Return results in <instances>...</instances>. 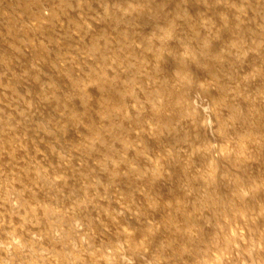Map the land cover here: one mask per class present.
I'll return each mask as SVG.
<instances>
[{
	"label": "bare ground",
	"instance_id": "obj_1",
	"mask_svg": "<svg viewBox=\"0 0 264 264\" xmlns=\"http://www.w3.org/2000/svg\"><path fill=\"white\" fill-rule=\"evenodd\" d=\"M250 3L255 9L246 11ZM191 19L190 26L180 23ZM263 32L264 0H0L1 87L8 91V84L16 78L33 82L28 85L30 94L26 88L22 91L36 101V114L42 118L32 113L22 119L23 112L0 101V140L4 138L2 127L29 135L32 124L44 125L50 116L56 123L51 124L54 152H76L65 154L68 161L64 162L48 150L53 171L62 172L58 175L62 182L57 184L54 176L42 177L53 198L60 201L55 206L44 201L46 196L33 181L24 186L25 178L27 183L32 179L23 177L25 168L10 164L12 150H0V162L8 169L2 174L5 182L0 181V233L18 237L27 249L23 254L17 247L11 255L0 253V264H82L86 260L127 264L121 257L134 264H264L260 222L264 180L254 166L264 164V51H257ZM80 41L85 43L80 48L83 51L76 49ZM140 42H146L145 49L139 47ZM106 44L111 54L105 62L96 58L100 54L95 59L88 56ZM134 57L145 65L137 64L140 71L144 69L140 74L127 70L136 64ZM44 64L48 73L38 69ZM204 65L208 72L202 70ZM32 71L41 73L35 77ZM130 74L137 75L138 88L143 86L134 97L124 94L128 92L119 84ZM38 77L42 86L34 82ZM197 83L203 86L198 88ZM190 90L193 106L186 97ZM150 91L163 96L159 110L153 109ZM6 97L11 95L0 91V98ZM52 99L68 110H53L56 103H50ZM187 111L188 117L184 115ZM111 114L120 116L132 132L115 140L108 133ZM130 117H137L136 122ZM11 118L14 121L9 125ZM196 118L199 123L191 122ZM172 121L176 130L187 135L178 150H174L173 136L164 135ZM100 123L106 125L100 133L107 141L104 147L96 142L91 127ZM62 124L64 130L59 127ZM94 143L100 151L87 157ZM150 144L152 163L146 152ZM109 150L116 152L112 162L107 160ZM222 176H230L232 182L206 188L205 178L211 181ZM80 183L86 190L95 187L96 192L80 191ZM66 189L77 192L73 194V200H79L76 212L72 204L63 202ZM30 191L36 193L39 205L33 203ZM112 192L115 202L102 205L114 211L133 205L131 210L137 215L129 217L133 225L122 216L97 219L95 200L103 202L101 195ZM216 197L227 199V206ZM62 207L76 214H66ZM22 209L24 225L17 224L16 213L21 210L22 214ZM81 212L84 215L77 216ZM69 217L86 229L80 230ZM98 228L105 233L94 234ZM252 228L258 233L249 241L245 231ZM29 234L40 236V241L28 240ZM235 243L243 250L236 259ZM89 247L94 248L87 252ZM40 248L47 255H40Z\"/></svg>",
	"mask_w": 264,
	"mask_h": 264
},
{
	"label": "rangeland",
	"instance_id": "obj_2",
	"mask_svg": "<svg viewBox=\"0 0 264 264\" xmlns=\"http://www.w3.org/2000/svg\"><path fill=\"white\" fill-rule=\"evenodd\" d=\"M197 2H198V0H197ZM255 8H254V6H253V4L251 5V3L246 7V11H251V10H254ZM48 13V11L46 10L45 11V14H47ZM253 15L252 16H254V17H256L257 16V14L256 13H252ZM191 22H192V19L191 20H181L180 21V23L183 25V26H190L191 25ZM165 25H166V22H165V24H163V26H164V28H165ZM211 29H213L212 27V25H210L209 26ZM209 27H205V28H209ZM163 28V29H164ZM170 29H172V28H170ZM206 29V30H207ZM76 32V31H75ZM251 32V34H254V32H253V29H252V31H250ZM264 33V32H263ZM260 37V36H259ZM261 38V40L263 41L262 43H260V45L258 46V49H257V51L259 52V51H264V36H262V37H260ZM260 40V39H259ZM33 39L30 41V43L32 44V45H34L33 44ZM74 43V45L77 43V42H73ZM84 42H79L78 43V45H77V48L76 49H79V50H81L80 48H81V46H83L84 47ZM32 45H29V48L32 46ZM138 45H139V47H142V48H144L145 46H146V42H143V43H138ZM68 46H70L71 47V45H68ZM72 48V47H71ZM145 49V48H144ZM81 51H83V50H81ZM111 52V46H110V44H106L105 46H103V47H101V46H98L96 49H94L93 51H91L90 52V54H88V56L90 57V58H93V59H95V57H96V55H98V54H102V56H97L96 58H98V57H100L101 59H102V61L103 62H105L108 58H109V54H111L110 53ZM89 58V59H90ZM134 58H136V64L135 65H129L128 67V69L127 70H129V72H133V70L137 73V74H140V72L141 71H143L144 69H141V71L139 70V68H138V66H137V64L139 65V64H141V66H145L144 65V63H142L141 61H139V58L138 57H134ZM46 64H44V65H42V66H39L38 67V69H39V71H42V72H49V70L47 69V65L45 66ZM41 69V70H40ZM80 69V68H79ZM93 69L92 68H89V72H90V74L91 75H93L94 74V71H92ZM202 70H204V72H208L209 71V67L207 66V65H204V66H202ZM33 71H35V70H33ZM31 72V75H33V76H38L39 75V73H41V72H39V73H37L38 71H36V72ZM81 71H85V69H83V68H81ZM124 71H126V70H124ZM149 72V71H148ZM230 73V72H229ZM236 73V74H235ZM14 75H15V73H14ZM150 74H146V78H149L150 76H149ZM232 76H235V78L237 77V72L235 71V70H232ZM39 79H35L34 80V82H36V84H38V85H41L42 86V83H43V80L40 78V77H38ZM49 79H48V82H51L52 81V76L49 74V77H48ZM101 78V77H100ZM22 81H21V80ZM25 80V77H23V78H16V79H14L10 84H8L10 87H8V91H6V87H4L3 89H2V87L1 86H3L2 85V82H1V80H0V91L2 92L3 90L5 91V92H8L9 93V95H11V98H8V97H6V98H0V101H3L4 103H6L8 106H9V108L10 107H16L15 108V110H17V111H19L20 113H22V119L26 116V115H28V114H32L31 116H33L34 118H37V119H40V120H42V118H40L36 113V109L38 108V107H36V106H34L35 105V103H36V101L35 100H33L32 99V96L31 95H29L30 94V92H29V90H28V85L29 84H33V82H31L30 80H28V81H26L25 80V82L26 83H24L23 81ZM15 83V84H14ZM22 85L21 87H19V86H17V85ZM50 84V83H49ZM119 84H120V88L121 87H123L124 86V89L129 93H124V91H123V93L124 94H127L128 96H135V94L137 93V89H139V88H142V87H139L138 88V83H137V75H133V74H130V75H128V77L126 78V79H123L122 81H119ZM12 86V87H11ZM50 86H52V84H50ZM194 86V83H193V85L192 86H190V88L191 87H193ZM195 86L196 87H198V88H201L203 85L201 84V83H197V84H195ZM23 88H26V89H24V90H28L27 92H29V94L27 95V92L25 91L24 92V90L22 91V89ZM30 88V87H29ZM119 88V87H118ZM194 88V87H193ZM193 88H192V90H193ZM46 89V88H45ZM50 88H47L46 90L48 91ZM192 90H190L189 92H188V95H186V97L187 96H189V103L190 104H192V106H193V103L195 102V99L193 98V95L190 93ZM10 92H12V93H10ZM118 92L121 94L122 92L121 91H119V89H118ZM24 93H26V94H24ZM211 95V94H210ZM19 97H21V98H19ZM31 97V98H30ZM186 97H185V99H186ZM18 98V99H17ZM150 98H151V101L154 103L153 104V109H155V110H159V106H158V102H160V100H161V98L163 99V96L159 93V91L158 92H154L153 91V93L151 94V91H150ZM160 98V99H159ZM13 99V100H12ZM184 99V100H185ZM208 99H209V96H208ZM16 100V101H15ZM150 101V102H151ZM18 102V103H17ZM34 102V103H33ZM52 102H55L56 104V106H55V108L53 107V110H56V111H61V112H63L64 110V112H66L68 109V107H63V106H60V104H58L59 102H57L56 101V99H52V100H50V103H52ZM184 102V101H183ZM137 107L138 106H140V102L136 105ZM35 107H36V109H35ZM20 109H23V111L22 110H20ZM31 109V110H30ZM38 110V109H37ZM194 110V112L195 113H198V110L197 109H193ZM24 112H25V114H24ZM189 113H190V111H187L186 113H184V115L186 116V117H188L189 116ZM23 115H25L24 117H23ZM51 116H52V113L50 114ZM188 115V116H187ZM110 116H112V114L110 115ZM20 117H21V114H20ZM19 117V118H20ZM30 117V116H29ZM141 117V116H140ZM143 117V116H142ZM141 117V118H142ZM48 121H47V119H46V123L43 125V124H40V125H35V124H32V131H33V134L32 133H30L29 135H27V132H25V131H21V132H15L14 131V129H12V128H8L7 126H6V128H3L2 127V129H3V136H4V138L2 139V140H0V150L1 149H4V150H12L11 151V154H10V156H11V160H10V164L12 165V166H15V165H17V166H20V167H23V168H25V174L22 172V174H23V177L25 176V177H27L28 176V179L30 180V179H32V180H28L29 182L27 183V178H25L22 182L24 183V186L25 185H30V182L31 181H33V185H35V186H37V188H39V192H41L43 195H45L46 196V198H47V200H44V201H48V203L50 204V205H55V206H57V205H60V201L59 200H55L53 197H54V195L52 194L53 192L51 191V188H49L48 186H47V184H46V181H45V179L44 178H42L43 177V175H50L51 177L52 176H54V178H55V180H56V184L57 183H59V182H62V179L61 178H59L58 177V175L60 176L61 174H62V172H58V171H53L54 169H52L54 166V163L51 161V158H50V155H49V153H48V150L50 149V150H52L53 152H52V154H54V156L55 155H57V158H60V160H62V161H64V162H67L68 160L67 159H65V157H63L65 154H67V153H69V154H67L68 156L69 155H71V156H73V155H76V152H73V151H67V152H65V153H63V155H59L58 153H56V152H54V150H55V144H53V143H51L50 142V140H52V137H55V133H54V131H51L52 130V125L51 124H53L54 126H56V123H55V119L52 117V118H50V116H48ZM121 117L120 116H112L111 118H110V121L109 122H111L112 123V125L109 127V129L110 130H108V133L110 134V135H113L114 137H115V140H118L119 138H123V137H125L126 135H129V133H131L132 132V130L131 129H133L132 127L130 128V127H126V123H122V121H120L119 119H120ZM21 119V118H20ZM130 119H131V121L132 122H136V119H137V117L136 118H133V117H130ZM50 120V121H49ZM191 120V122H193V123H195V124H197V123H199V121H198V119L196 118V119H190ZM189 120V121H190ZM13 121H14V119H10L9 121H8V124L9 125H11V124H13ZM104 121V120H103ZM51 122V123H50ZM142 122H145V121H142ZM11 123V124H10ZM49 123V124H48ZM74 127H76V125L74 124L73 125ZM103 126H106L105 124L104 125H102V123H100V124H93L91 127H92V132L93 133H95L96 134V136H97V141L96 142H100V145L102 146V147H104L106 144H107V141H106V139L104 138V139H102L103 138V136L100 134L101 132H103V129H102V127ZM59 127L61 128V130H64L65 128H66V126L65 125H59ZM108 127V126H107ZM74 129H76V128H74ZM77 130V129H76ZM26 135H27V137H26ZM54 135V136H53ZM164 135H167V136H173V138H174V141H175V143H174V150H178V148L180 147V145H182L183 144V142L186 140V137H187V135H185L184 133H182V131H180V130H176V122H174V121H172V122H168V128H166V130H165V132H164ZM128 137H130V136H128ZM27 138V139H26ZM38 138V139H37ZM32 140V139H34V140H38V141H40L39 143H32L31 144V142H30V144L27 142L28 140ZM24 143H26L25 144V147H24ZM95 144L96 143H94L93 145L95 146ZM19 146H20V148H19ZM23 146V147H22ZM67 146H68V144H67ZM22 147V148H21ZM15 148H17V149H15ZM20 149V151H19V149ZM99 149V148H98ZM97 148H96V146L94 147V148H91L90 150H89V154L87 153V157H88V155L89 156H93V152H95L96 150H98ZM43 151H45V153H43L42 154V152ZM98 151H100V150H98ZM110 152H111V154L110 155H108L107 156V160H108V162H112V160L114 159V157H115V153L116 152H114V150H109ZM146 152L147 153H149V154H151L150 155V157H148V159H149V161L152 163L153 162V157H152V155H153V145L152 144H150V145H148L147 147H146ZM180 152H182L181 150H179V153ZM262 154H264V153H262ZM46 155V156H45ZM67 155H65V156H67ZM181 156H182V154H181ZM262 156H264V155H262ZM34 157V158H33ZM56 157V156H55ZM31 158V159H30ZM33 159H34V161L36 162V164L34 163V161H33ZM57 160H59V159H57ZM104 160V159H103ZM111 160V161H110ZM61 161V162H62ZM245 161V160H244ZM59 162V161H58ZM107 163V162H106ZM246 163H250V162H247L246 161ZM257 164V165H256ZM39 165V166H38ZM108 164H106V166H107ZM262 166V167H256V166ZM38 166V167H37ZM254 166L257 168V169H259V173H260V177H259V179L261 180H264V164H261V163H259V162H257V163H255L254 164ZM230 167V169H232V166H230V165H228V168ZM13 168H15V167H13ZM40 168H42V169H40ZM227 168V170H230V169H228ZM39 169V170H38ZM40 170H43L42 172H44L45 174H43ZM75 170V169H74ZM154 170V169H153ZM223 171L225 170V168L224 169H222ZM36 171V172H35ZM263 171V172H262ZM7 172H8V169H6L5 167H3V162L1 161L0 162V181H2V184L5 182V180L3 179V177H2V174H7ZM39 173V174H38ZM38 177H37V176ZM42 175V176H41ZM39 176H40V178H39ZM78 175H76L75 177H77ZM119 176V175H118ZM263 176V177H262ZM230 177V176H229ZM228 176H222V178H219V179H216V180H208V178H205V182H204V184L206 185V188H208L209 190L212 188V187H214V186H216V184L218 185V186H220V185H229L231 182H232V180H230V178H229ZM121 178H122V176H121ZM157 181H159L160 179H161V176H159V177H156L155 178ZM261 180V181H262ZM118 180L116 179V182H117ZM234 181V180H233ZM81 184V183H80ZM132 184V183H131ZM23 185V184H22ZM86 186H88V185H86ZM85 186V187H86ZM18 187H20V186H18ZM89 187V186H88ZM116 187V185L114 184L113 186H112V189H111V191H113V188H115ZM217 187V186H216ZM110 188V187H109ZM89 189H90V191H89ZM79 190L80 191H84L85 190V193H88V194H92L93 192H96V189H95V187H93V186H90L89 188H88V190H86L85 188H84V185H80V187H79ZM63 193V192H62ZM74 193H77V192H74ZM74 193H72L71 191H69V190H65L64 191V193L62 194V196L64 197L63 198V202H68V203H70V204H72L73 206H74V211L76 212V209H77V207L79 206V200H73V194ZM213 192H211L210 194H212ZM25 194H29V191L28 190H25ZM32 195V196H31ZM30 196H31V199L33 200V203L35 204V205H39V202H38V198H37V196H36V193H33V191H30ZM102 196V198H103V202H101V201H99V200H95V202L94 203H96V207H95V210L96 211H98L99 212V214L97 215V219H99V221H104L105 220V218H104V215L106 216L107 215V217H109V218H111L112 216L111 215H114V217H118V219H119V217L120 216H122V217H124L125 218V221H127L130 225H133V222L134 221H132L131 220V218H129V217H136L137 215L132 211V210H134V206L133 205H130V206H127L126 205V210H122L121 209V206H120V208L119 207H116V208H118V209H120V210H110V209H108V207L106 206V204L107 205H109L110 204V202H115L114 201V199H113V192H112V194L110 193V195L109 194H102L101 195ZM22 197L24 198V195H22ZM86 198H88V197H86ZM85 199V198H84ZM216 199H218V201H223L224 203V205L223 206H227V199L226 200H222L223 198H218V197H216ZM112 200V201H111ZM91 201H94V199H91ZM57 202V203H56ZM106 203L105 205H102V203ZM15 203V202H14ZM40 203H42V202H40ZM46 204H48L47 202H45ZM97 204H99V205H102L101 207H98L97 206ZM33 205V204H32ZM1 209V208H0ZM62 211H64L66 214H71V215H75L76 213L75 212H72V213H70V211L69 210H65L63 207H62ZM132 209V210H131ZM2 210V209H1ZM23 210V212H22V214L20 213L21 212V210L18 212V215H17V213H16V216H17V224H21L22 223V225H24L25 223V218H24V220H23V216L24 217H26V215L24 214V209H22ZM118 211V212H117ZM20 213V214H19ZM125 214V215H124ZM129 214H130V216H129ZM261 214H264V212H262ZM70 215V216H71ZM79 215H81V216H83L84 215V212L82 213H77V216H79ZM244 216V215H243ZM80 217V216H79ZM22 218V219H21ZM70 218V217H69ZM22 221H20V220ZM242 220H244V221H246L245 219H246V217H245V219H244V217H242L241 218ZM129 220H131L132 222H129ZM146 220V219H145ZM167 220V219H166ZM69 221H71V222H74L75 223V225L76 226H78V228L80 229V230H82L81 228H83L81 225H79L78 224V221L77 222H75L73 219H69ZM85 221V219L83 220V222ZM0 222H1V219H0ZM18 222H20V223H18ZM86 222V221H85ZM127 222H124V221H122V223L124 224V223H126V224H128ZM261 224L264 226V216L261 218ZM77 223V224H76ZM128 224V225H129ZM129 225V226H130ZM21 226V225H20ZM124 228V227H123ZM260 228H262V226L260 227ZM259 228V229H260ZM86 228H83V230H85ZM79 230V231H80ZM125 230H127V229H125ZM124 230V231H125ZM258 229L257 228H252V229H249L248 231H245L246 232V234H247V237H248V240L250 241V240H253V239H255L256 238V236H257V233H258V231H257ZM94 234H97V235H99V233L102 235V234H104L105 232H104V229H102V228H98V229H95L94 230V232H93ZM126 233V232H125ZM124 234V233H123ZM86 237V236H85ZM103 237V236H102ZM27 238H28V240H30V239H33V240H39L40 241V236H38V235H34V234H32V235H27ZM3 239H5V240H3ZM235 245L237 246L236 247V250H234L235 252L233 253L234 255H236V257H235V259L236 258H238V255H240L241 254V252H243V250L241 251V249H240V245L241 244H239V243H235ZM14 247H17V248H20L21 249V251H22V254L25 252H27V249L26 248H24V245H22V243H21V241H20V239L18 238V237H16V236H14V235H12V234H9V233H0V253H1V255L2 256H5L6 254H8V255H11V254H13L12 253V250L14 249ZM94 247H89V248H87L86 249V251L87 252H90V251H92V249H93ZM142 248H144L143 246H141V250H142ZM40 249H42V248H40ZM258 249V248H257ZM256 249V250H257ZM21 251H18V252H21ZM40 255H47V253H48V251H45V250H39V252H38ZM253 254H255V250H253L252 252H251V255H253ZM85 255L86 254H84V253H82V255H81V258H84L85 257ZM171 255V254H170ZM82 256H84V257H82ZM34 259V258H33ZM121 259L124 261V263H127V264H134V261L132 260V259H129L128 257H121ZM82 259H80V261H81ZM221 260V259H220ZM82 262V264H88V263H90L91 264V260L89 261L88 260V262H87V260H86V263H84V261H81ZM235 262H237V261H235ZM17 264H23L21 261H18L17 262Z\"/></svg>",
	"mask_w": 264,
	"mask_h": 264
}]
</instances>
